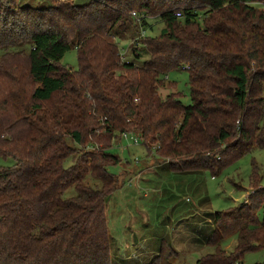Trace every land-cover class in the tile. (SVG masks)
Wrapping results in <instances>:
<instances>
[{"label": "trees", "instance_id": "trees-1", "mask_svg": "<svg viewBox=\"0 0 264 264\" xmlns=\"http://www.w3.org/2000/svg\"><path fill=\"white\" fill-rule=\"evenodd\" d=\"M152 18L164 28L140 37ZM72 48L78 68L61 62ZM0 49L13 59L0 65V155L16 160L0 168V264H113L106 204L122 187L111 170L120 134L156 143L182 172L218 175L264 148V0H0ZM177 68L189 71L190 104L160 94ZM206 216L215 251L197 264H244L264 248V187Z\"/></svg>", "mask_w": 264, "mask_h": 264}, {"label": "rangeland", "instance_id": "rangeland-1", "mask_svg": "<svg viewBox=\"0 0 264 264\" xmlns=\"http://www.w3.org/2000/svg\"><path fill=\"white\" fill-rule=\"evenodd\" d=\"M75 1L85 3L89 0ZM49 2L50 0H18L20 5L32 6H45ZM151 23L154 28L140 29V37L148 34L157 36L164 28L158 18H152ZM135 26L133 24L129 27L130 30L125 33L127 40L120 43L125 58H132L130 47L134 39L131 37L138 29ZM20 49H24L26 55L29 53L27 45ZM4 54L5 50L0 49V65H4L5 59L8 62L9 59L13 60L11 56L5 58ZM8 62L6 64L10 65ZM61 62L78 68V50H69ZM21 65L28 63L24 61ZM159 91L162 97L179 91L183 94V101L190 104L189 71L185 68L170 71ZM112 146V151L123 158L120 165L111 168L119 177L122 187L106 204L108 229L113 245V264L153 263L160 253V249H155L154 246L160 245L163 239L168 245L165 244L167 247L155 264H160L162 260H167L169 264H197L200 258L215 251V247L207 243L212 228L214 229V221L209 220L206 213L247 202L250 195L264 187V148L254 149L226 166L220 174L213 175L209 170L178 171L175 168L179 165V158L165 157L156 151V143L147 146L139 142V139L135 142L120 134L113 139ZM90 148L91 145H87V149ZM15 161L12 157L0 155V168L13 166ZM154 170L157 171L156 175L145 173ZM137 172L144 173L142 183L132 181ZM72 192L69 191L68 195ZM195 218H199L201 222L195 223ZM181 226L184 227L183 230L177 231ZM192 227H195V231ZM194 232L199 238L192 243L187 238L188 234L191 236ZM222 244L225 252H232L237 244L236 235L227 237ZM257 262H264V248L249 252L244 258V264Z\"/></svg>", "mask_w": 264, "mask_h": 264}, {"label": "crops", "instance_id": "crops-1", "mask_svg": "<svg viewBox=\"0 0 264 264\" xmlns=\"http://www.w3.org/2000/svg\"><path fill=\"white\" fill-rule=\"evenodd\" d=\"M157 171H151V172H145V173H148V174H152V175H156L157 173H156ZM144 173L143 172H137L135 175H134V177H133V179H132V181L134 180L135 182L136 181H139L140 183H142L143 181H144V179H143V175ZM212 212V211H211ZM209 219V218H208ZM195 220V223H197V221L199 222L200 221V219L199 218H195L194 219ZM210 220V219H209ZM201 222V221H200ZM179 224V223H178ZM192 224V223H191ZM178 226V225H177ZM180 227V226H179ZM178 227V229H177V231L179 230H183V226H181V228H179ZM188 228H191V227H189V225H188ZM192 230H194L195 231V227H192ZM181 232V231H180ZM183 235H184V233H183ZM197 238H199L196 234H195V232L194 233H191V236L188 234V238H187V240H190L192 243H195L196 241H197ZM184 240V239H183ZM162 241H164V239L162 240ZM162 243V242H161ZM161 245V244H160ZM113 246V245H112ZM148 247V246H147ZM156 247V248H155ZM158 247H159V245H157V244H155V246H154V248L155 249H158ZM112 248V247H111Z\"/></svg>", "mask_w": 264, "mask_h": 264}, {"label": "built area", "instance_id": "built-area-1", "mask_svg": "<svg viewBox=\"0 0 264 264\" xmlns=\"http://www.w3.org/2000/svg\"><path fill=\"white\" fill-rule=\"evenodd\" d=\"M177 16H181L182 14H181V12L180 11H178L177 13ZM129 134H131V133H127V132H125V133H123V136L125 137V138H132V139H134L135 140V142H138V138L137 137H135L134 135L133 136H129Z\"/></svg>", "mask_w": 264, "mask_h": 264}]
</instances>
